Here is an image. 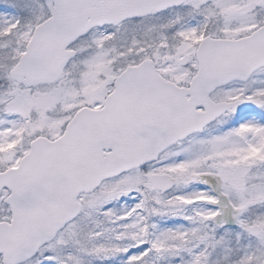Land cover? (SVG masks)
Listing matches in <instances>:
<instances>
[{"label": "snow or ice", "instance_id": "obj_1", "mask_svg": "<svg viewBox=\"0 0 264 264\" xmlns=\"http://www.w3.org/2000/svg\"><path fill=\"white\" fill-rule=\"evenodd\" d=\"M0 264H264V0H0Z\"/></svg>", "mask_w": 264, "mask_h": 264}]
</instances>
